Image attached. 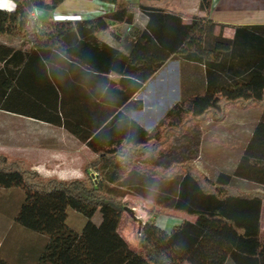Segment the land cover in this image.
I'll use <instances>...</instances> for the list:
<instances>
[{
  "label": "trees",
  "instance_id": "obj_1",
  "mask_svg": "<svg viewBox=\"0 0 264 264\" xmlns=\"http://www.w3.org/2000/svg\"><path fill=\"white\" fill-rule=\"evenodd\" d=\"M64 1L14 0V11L0 10V111L62 127L98 155L89 183L44 178L24 159L0 153V187L24 190L14 221L48 236L35 264H264V192L228 187L227 173L214 181L202 173L193 162L200 126L190 122L227 104L258 105L233 175L264 184V24L234 26L231 38L215 35L216 23L209 19L212 0H198L199 14L188 23L180 13L151 4L157 0H136V7L131 0H98L112 4V10L92 18L29 19L33 8L49 12ZM135 8L146 19L142 27ZM115 23L129 26L120 34L119 47L97 35ZM173 58L201 67L204 87L185 91L147 130L120 107ZM109 73L120 75L119 80L109 81ZM71 77L100 84V100L112 101L101 107L102 116L91 118L98 109L91 98L68 105ZM163 135L168 145L146 153L158 156L153 166H144L145 156H136L145 155L140 148L161 146ZM103 168L110 169L101 178ZM126 170V179L132 180L125 186L138 191L144 182L160 180L164 185L156 205L194 221L184 219L166 232L154 219L141 220L137 246L131 247L119 231L123 202L104 191V183L119 181ZM67 208L86 218L80 232L67 226ZM96 212L99 219L92 221ZM0 264L10 263L0 259Z\"/></svg>",
  "mask_w": 264,
  "mask_h": 264
},
{
  "label": "crops",
  "instance_id": "obj_2",
  "mask_svg": "<svg viewBox=\"0 0 264 264\" xmlns=\"http://www.w3.org/2000/svg\"><path fill=\"white\" fill-rule=\"evenodd\" d=\"M133 3H135L136 7V0H134ZM151 4L180 13L185 23H188L193 15L199 14L198 0H157L151 2ZM66 5H70L67 6V8L72 12L63 15L61 12L67 9ZM104 5L103 2L98 0H65L55 10L43 12L44 14L40 19L42 20L45 16L51 17V15V19L67 18L65 16L74 18L71 16H74L73 12L76 11L85 12L86 15L83 18H92L98 16V14L94 13L96 8ZM76 17L80 18L78 15H76ZM209 19L216 23L213 30L215 35L221 33L222 36L231 38L234 35V26L264 24V0H212ZM135 20L139 27H142L146 21L143 14H141L137 8H135ZM118 27L122 29L123 25L119 23L112 24L109 30L99 32L97 35L105 42L119 47L121 46V35L115 30L113 33L119 34L120 37L106 34L108 31L112 32V29ZM5 39H7V41H12V43L20 42V38H12V40H9V38ZM123 51L126 52L127 49ZM174 60L178 62L179 67L180 94L171 104L177 102L185 91L188 93L196 90L199 91L205 84L203 69L201 67L183 62L179 64L180 62L177 59ZM171 62H173L172 59L167 60L142 85V87L120 107V110L127 113L130 118L147 130L153 127L145 126L143 124L144 120L142 121V119L138 117L140 115H147L149 111L155 112L159 104L164 100L163 98L168 96L169 92L173 89V73L176 72V69L170 64ZM106 78L116 83L120 75L109 73L106 75ZM156 78L158 79L155 80ZM152 82L153 84H151ZM70 85L71 90L67 96L69 106L73 107L81 101L88 100V98L98 102L94 104L97 105L98 109L95 111L93 110V116L91 118H94V116H102L104 113V109L102 108L112 104V101L105 102L104 100H100V97L104 94L99 92L98 95L96 93L102 88L98 82L87 80L86 78L77 80L71 77ZM151 87H153V91L149 92L147 89ZM154 106L156 107L154 108ZM1 112L6 115H15L8 112L0 111V113ZM164 113H162V116ZM21 117L28 122V129L21 130L22 143L17 147H21L20 150L23 152L22 154H24V159L28 162L29 166L40 175H46V171L55 166L59 168L75 169L77 166L76 154L79 145L84 149L86 148L92 155L95 154L87 148L84 143H81L75 136L62 127L52 126L28 117ZM251 131L250 128L249 130H245V132L233 129L229 131H219L217 133L212 132L211 128L200 127L198 155L193 161L195 166L212 181H214L220 173L230 174L228 187L235 188L241 192H264V184L233 175V169L245 148ZM13 135L14 134H12V136ZM15 142H17V140L13 141V138L10 139L6 146V150L11 152L12 150H9V147H14L16 144ZM63 160H65L64 166H62ZM168 213L170 214L156 215L154 219L155 224L166 232H169L172 227L180 224L184 219L189 221H194L195 219L193 216H187L178 211L168 210ZM260 235L264 236V202L261 204L260 212ZM225 264L233 263L227 260Z\"/></svg>",
  "mask_w": 264,
  "mask_h": 264
},
{
  "label": "rangeland",
  "instance_id": "obj_3",
  "mask_svg": "<svg viewBox=\"0 0 264 264\" xmlns=\"http://www.w3.org/2000/svg\"><path fill=\"white\" fill-rule=\"evenodd\" d=\"M133 1L134 0H132V2ZM67 6L70 5H66V8ZM71 12L69 8H67L61 13H63V15H66L70 14ZM80 13L81 11L73 12L74 16L71 17H76V15ZM43 14V12H40L38 17L40 18L41 16H43ZM65 17L68 18L69 16ZM51 18L52 15L51 17L45 16L42 19L46 20ZM33 22H31L28 26L27 35L32 32V27L34 24ZM114 30L119 34H125L126 32V30L123 31L118 27L112 29V32L108 31L106 34H114ZM172 61L173 62H171L170 64H172L176 69V72L173 73V89L169 92L168 96L163 98L164 100L161 102V104H159L155 112L149 111L147 115H140L138 117L139 119H142V121L144 120L143 124L145 126L153 127L159 121V118L162 117V113H164L168 108L171 107V102L179 97V67L178 62L174 60V58L172 59ZM179 64H182V62H180ZM157 79L158 78H156L155 80ZM151 84H153V82ZM147 90L149 92L153 91V87ZM155 107L156 106H154V108ZM259 110L260 107L258 105L242 107L238 104H227L226 106H224L223 111H217L216 113L210 112L201 120L190 119V122H198L200 127L211 128L212 132L217 133L219 131H229L233 129H236L240 132H245V130H249L255 123L256 117L259 114ZM27 125L28 122L21 116L6 115L2 112L0 113V153L6 154L9 157L24 159V154H22L23 152H21L20 150L21 147L18 148L17 146H20L22 143L21 130H27ZM12 134L14 135L12 136ZM12 138L13 141L17 140V142H15L16 144L14 145V147H9V150H12L11 152H9L6 150V146L8 145V141ZM160 141V143L162 144L161 146L157 143H151L147 147L140 148L142 152H145V155H140L139 153H137L138 155L136 156L140 159L145 156L143 158L144 166H153L158 156L156 155V153L152 156H148L146 155V153L148 154L150 151L156 150V148L158 149L165 147L166 145H168L169 140L166 135H163ZM173 142H175L174 144H178L177 139H175V141ZM177 150H179V148H177ZM76 156L77 166L75 169H67L63 167L59 168L58 166H55L52 169L47 170L46 175L41 176L44 178L55 177L66 180L74 178L84 180L86 179L89 183H92L97 172L96 169H93L90 166L91 164H93L92 162H95L97 160L98 155H92L86 148L84 149L79 145ZM64 161L65 160H63L62 162V166H64L65 164ZM108 167L111 168L110 165ZM108 169L103 168L102 170H100L101 178H103L101 172H106L108 171ZM177 170H180V168L178 167ZM128 174L129 172L128 170H126L125 175H123V178L119 181H115L113 183H104V191L108 195L121 200L124 207H128L131 209L133 216H131L124 209V214L119 225V231L126 238L130 246L135 248L137 246L138 227L141 220H147L149 218L155 219L156 215H165L170 213H168V210H163V208H160L156 205L159 190L164 185H162V182L160 180L151 179V181L144 182V186H141V188L139 189L140 191H137L136 189L125 186L126 181L132 180V177L126 179V176ZM59 176H61L62 178ZM119 184L122 185L120 186ZM23 199L24 190L22 188L0 187V259L8 261L10 264H35L37 256L42 251L48 239L47 235L31 231L25 227H22L14 221V216L17 213ZM91 219L92 221H97L99 219V213L96 212ZM85 222L86 218L82 214L71 208H67L66 224L69 228L73 229L76 232H80Z\"/></svg>",
  "mask_w": 264,
  "mask_h": 264
},
{
  "label": "built area",
  "instance_id": "obj_4",
  "mask_svg": "<svg viewBox=\"0 0 264 264\" xmlns=\"http://www.w3.org/2000/svg\"><path fill=\"white\" fill-rule=\"evenodd\" d=\"M104 3V2H103ZM105 5L102 6V7H99V8H96V10L94 11V13L98 14V15H105L107 13H109L112 8H113V5L110 4V3H104ZM41 12V10L37 9V8H33L32 11L30 12V15H29V19L31 21L35 20L38 18V15L39 13ZM86 15L85 12H81L80 14H78V16L81 18H83L84 16ZM123 25V28L122 30H126L128 31L129 29V26L127 24H124V23H121ZM95 179V178H94Z\"/></svg>",
  "mask_w": 264,
  "mask_h": 264
},
{
  "label": "clouds",
  "instance_id": "obj_5",
  "mask_svg": "<svg viewBox=\"0 0 264 264\" xmlns=\"http://www.w3.org/2000/svg\"><path fill=\"white\" fill-rule=\"evenodd\" d=\"M15 7L14 0H0V10L14 11Z\"/></svg>",
  "mask_w": 264,
  "mask_h": 264
},
{
  "label": "water",
  "instance_id": "obj_6",
  "mask_svg": "<svg viewBox=\"0 0 264 264\" xmlns=\"http://www.w3.org/2000/svg\"><path fill=\"white\" fill-rule=\"evenodd\" d=\"M124 209L131 215V216H133V213H132V211H131V209L130 208H128V207H124Z\"/></svg>",
  "mask_w": 264,
  "mask_h": 264
}]
</instances>
